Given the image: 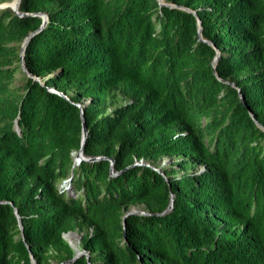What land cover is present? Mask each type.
<instances>
[{
    "label": "trees",
    "instance_id": "1",
    "mask_svg": "<svg viewBox=\"0 0 264 264\" xmlns=\"http://www.w3.org/2000/svg\"><path fill=\"white\" fill-rule=\"evenodd\" d=\"M165 2L196 12L214 69L196 17L157 0L0 10V264L67 261L69 231L88 256L63 264H264V0ZM38 12L24 64L44 84L20 66ZM81 109L84 154L106 158L74 165ZM164 155L183 171L138 163Z\"/></svg>",
    "mask_w": 264,
    "mask_h": 264
},
{
    "label": "water",
    "instance_id": "2",
    "mask_svg": "<svg viewBox=\"0 0 264 264\" xmlns=\"http://www.w3.org/2000/svg\"><path fill=\"white\" fill-rule=\"evenodd\" d=\"M14 1L15 0H13L10 3H2V4H0V10L1 9H5V8H9V9H11L14 12V14H16L18 16H26V15H28V13H24V12L19 11V5H20L21 0H18L15 3H14ZM157 1H158V3H159L160 6H168V7H171V8H179V9H182L184 11H187V12L192 13L196 17L197 26H198L199 39L201 41L207 42L208 44H210L211 46H213L215 48L216 55H215V57L213 58V61H212V67L214 69L215 66H216V62L218 60V57H219V54L220 53H219L218 49L211 42H209L206 39H203L202 38L201 21L197 17L196 12L193 11V10H191V9H188V8H186L184 6H178V5H175L173 3H167V2H165V0H157ZM31 15L39 16L42 19V23H41L40 27L38 28V30L30 33L29 35H27L24 38V40H23V42L21 44V48H20V66H21V69L24 72H26V74L28 76L33 77L34 79L38 80L41 84H44V79L43 78H41V77H39L37 75L32 74L29 70L26 69L25 64H24V52H25L26 45H27L29 39L31 38V36L34 35L36 32L40 31L42 28L45 27V25L47 23V20H48V17H47L46 14H44L42 12L31 13ZM223 81H227V80L223 79ZM232 85H234V84L232 83ZM49 89L52 90V91H56V92H58L60 94H63L61 91H58L55 87H49ZM238 91L240 93V89H238ZM239 95H240V97L242 99L243 96L241 94H239ZM77 105L79 107H81V104L79 102H77ZM80 113H81V120H82V122H81V124H82V126H81V145H80L79 149L77 151H75V153H74V157H73V160H74L73 161V164L74 165L77 164L78 162H80L82 159L93 161V160H96V159H99V158H103V157L106 158V156H102V155L86 156L84 154V141H85V138H86V135H87V127H86L85 119L83 117V110L82 109H81V112ZM249 113L254 118V115L252 114V112L249 111ZM255 121L258 124V126H260L262 129H264V126L261 123H259L256 119H255ZM14 127L15 128H18V124H17V121L16 120H15ZM109 159H110V174H116L117 171H114V169H113V159L112 158H109ZM138 163H140V162H138ZM67 179L69 181L70 177H68ZM172 206H173V193L170 194V200H169V203L166 206V208L163 211L158 212V214H162V213L167 212L168 210H170L172 208ZM14 211H15L16 216L18 217L19 227L21 229V234H22V237H23V227H22V223H21V220H20V216H19L16 208H15ZM130 212L146 213L144 210H128L125 214H128ZM123 225L125 226V215L123 217ZM63 236L65 237V234H63ZM72 247L75 249L74 255L70 259H68L67 261L61 262L60 264L71 262L77 256H80L83 253L88 256V252L85 249H81L80 250L79 248L75 247L74 245H72ZM30 257H31L32 264H36V261H35L33 255L31 253H30Z\"/></svg>",
    "mask_w": 264,
    "mask_h": 264
},
{
    "label": "rangeland",
    "instance_id": "3",
    "mask_svg": "<svg viewBox=\"0 0 264 264\" xmlns=\"http://www.w3.org/2000/svg\"><path fill=\"white\" fill-rule=\"evenodd\" d=\"M13 0H4L2 2H0V4L2 3H10ZM17 0H15L16 2ZM6 9V8H5ZM45 14V13H44ZM58 71V70H57ZM57 71H55L54 73H57ZM53 74V73H52ZM21 73L17 70L15 71V77L13 79V81L11 82V85H20L22 83L21 80ZM89 99H85L84 101L87 102ZM129 100V96L124 95V93L121 91V88L117 87L115 89H113L108 96L106 97V105H107V109L118 105L120 103H123L125 101ZM179 160V158L177 156H168V155H164L161 156L159 158H157L156 160L150 161V160H142L140 159L138 162H143L145 164L151 165L152 168H154L155 170L159 171L162 174H165L163 172L164 168L167 169H173L176 170V173H180L181 171H183V169L181 168L182 164L177 163V161ZM59 187L61 188H65L68 189L70 191V184L68 183V179H64L59 181ZM128 210H144V205L142 203H136V204H131L129 205V209ZM145 211V210H144ZM65 238L73 245V244H77L78 248L81 250L82 248L80 247V238H81V233L77 232V231H69L67 233H65ZM61 262H52L51 264H60Z\"/></svg>",
    "mask_w": 264,
    "mask_h": 264
},
{
    "label": "bare ground",
    "instance_id": "4",
    "mask_svg": "<svg viewBox=\"0 0 264 264\" xmlns=\"http://www.w3.org/2000/svg\"><path fill=\"white\" fill-rule=\"evenodd\" d=\"M18 1V0H17ZM14 3H15V1H14ZM75 247H77L78 248V245L77 244H73Z\"/></svg>",
    "mask_w": 264,
    "mask_h": 264
}]
</instances>
